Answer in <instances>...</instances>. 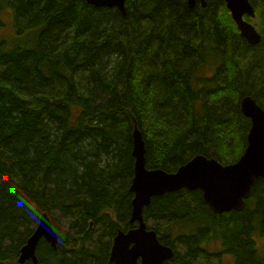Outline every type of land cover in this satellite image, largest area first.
Listing matches in <instances>:
<instances>
[{"label":"trees","instance_id":"1","mask_svg":"<svg viewBox=\"0 0 264 264\" xmlns=\"http://www.w3.org/2000/svg\"><path fill=\"white\" fill-rule=\"evenodd\" d=\"M206 1L125 0L123 13L87 0H0V32L6 9L15 28L0 36V264H20L44 211L59 242L40 240L41 263L115 264L114 236L135 226L136 126L148 168L240 158L251 126L240 99L264 108V0L245 15L262 34L255 45L225 0ZM144 214L174 249L165 264H264V178L241 211L218 214L201 190L183 188L153 197Z\"/></svg>","mask_w":264,"mask_h":264},{"label":"water","instance_id":"2","mask_svg":"<svg viewBox=\"0 0 264 264\" xmlns=\"http://www.w3.org/2000/svg\"><path fill=\"white\" fill-rule=\"evenodd\" d=\"M95 6L117 7L126 13L125 0H87ZM207 5L206 0H188L190 7L197 3ZM240 35L251 44L262 41L256 26L245 19L255 17V8L250 0H225ZM245 116L251 126L247 146L240 158L231 164H223L213 157L197 154L176 171L148 168L146 165L145 140L136 126L133 131L134 176L130 186L133 193L131 223L135 226L119 230L113 238L110 260L115 264H165L174 256V249L163 243L157 231L149 227L144 211L153 197L183 188L201 190L204 201L210 208L222 214L232 210L241 211L251 197L258 178H264V108L257 100L245 95L240 99ZM45 239L53 247L59 242V233L48 212L44 211L32 235L22 246L18 262L41 263L37 254L38 243Z\"/></svg>","mask_w":264,"mask_h":264},{"label":"rangeland","instance_id":"3","mask_svg":"<svg viewBox=\"0 0 264 264\" xmlns=\"http://www.w3.org/2000/svg\"><path fill=\"white\" fill-rule=\"evenodd\" d=\"M2 19L5 23V26L3 27V29H1V32H0L1 35L0 36H4L5 39L10 40L11 38L14 37V34H15L14 15H13V12L11 11V9H6L3 12ZM253 23H254V21H253ZM147 223H148L149 227H152L154 225V221L151 219L148 220ZM62 230L67 231V228H65L64 224H63ZM257 244H258L259 249L264 251V236L257 237Z\"/></svg>","mask_w":264,"mask_h":264},{"label":"bare ground","instance_id":"4","mask_svg":"<svg viewBox=\"0 0 264 264\" xmlns=\"http://www.w3.org/2000/svg\"><path fill=\"white\" fill-rule=\"evenodd\" d=\"M139 128V127H138ZM140 129V128H139ZM141 130V129H140ZM142 132V131H141ZM143 134V133H142Z\"/></svg>","mask_w":264,"mask_h":264}]
</instances>
